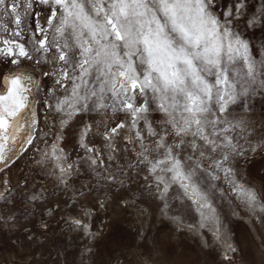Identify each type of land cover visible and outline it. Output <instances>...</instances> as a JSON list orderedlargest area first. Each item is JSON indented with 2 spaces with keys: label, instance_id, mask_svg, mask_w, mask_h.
<instances>
[{
  "label": "snow or ice",
  "instance_id": "6c2138e0",
  "mask_svg": "<svg viewBox=\"0 0 264 264\" xmlns=\"http://www.w3.org/2000/svg\"><path fill=\"white\" fill-rule=\"evenodd\" d=\"M23 3L24 16L31 14L34 3L48 5L47 24L55 35L50 39L37 21L31 53L17 40L0 37L4 45L0 56L9 57L12 65H19V58H25L37 67L53 66V70L39 75L53 79L64 90L57 96V89H50L49 98L55 102L44 101L48 108L62 114L61 127L83 113H123V118L114 126L106 125L102 134L109 152L117 151V137L137 146V159L147 166L157 189L162 187V198L171 184H178L185 195L191 192L198 209L214 211L201 191L197 172L214 181L220 178L216 174L219 171L250 207L264 211L257 192L235 183V171L226 166L234 156H245L241 139L248 144L249 153L264 152V138L255 144L247 139L245 120L228 119L233 106L239 103L246 108L244 98L264 94V56L257 60L249 42L233 26V20L243 14L246 0H230L223 11L217 0ZM20 8L21 0H0V15L13 16L16 37L21 35ZM262 23L264 8L247 20L250 26ZM3 30L8 31L7 27ZM37 33L40 39H35ZM33 54H37L35 60ZM29 85L37 93L41 91L34 74H0V87L4 88L0 92V161L11 150L6 147L9 118L31 102ZM153 111L163 113L164 119L158 124L149 119ZM92 128L85 122L80 129L79 143L87 153H96L85 142ZM237 130L238 135L233 136ZM149 137L156 139L149 143ZM57 150L60 155H56ZM53 156L57 161L67 159L58 145H53ZM106 159L111 161L114 156L109 154ZM89 160L92 165L104 163L98 153ZM72 168V164L59 166L62 175ZM104 178L116 179L111 175ZM73 223L81 225L79 220ZM84 227L87 229V225Z\"/></svg>",
  "mask_w": 264,
  "mask_h": 264
},
{
  "label": "rangeland",
  "instance_id": "374dc122",
  "mask_svg": "<svg viewBox=\"0 0 264 264\" xmlns=\"http://www.w3.org/2000/svg\"><path fill=\"white\" fill-rule=\"evenodd\" d=\"M226 2L230 0H217L220 11ZM23 8L21 0V35H13V16L5 14L0 15V37L23 41L31 53L37 21L50 39L55 33L47 24L48 5L34 3L27 16ZM262 8L264 0H246L243 14L233 20L257 60L264 56V23L250 26L247 20ZM40 38L37 33L35 39ZM19 59L38 73L53 70L52 65L37 67ZM9 61L0 56V74L15 66ZM38 83L39 120L31 143L0 171V264H264V211L250 207L222 173L217 171L220 178L213 181L197 172L214 211L198 209L191 192L185 195L178 184H171L162 198V187L157 189L153 175L137 159V146L117 137V151L109 152L102 134L123 113H83L61 127L62 114L44 101L55 102L50 89L56 88L57 96L64 90L41 75ZM244 99L246 108L233 106L228 119L245 120L247 139L255 144L264 138V94ZM149 119L158 124L164 116L153 111ZM85 122L93 125L85 142L96 149L103 165H92L89 156L96 153L80 146ZM240 143L245 156H234L226 166L235 171V183L253 188L264 203V152L249 153L245 140ZM53 145L63 149L66 160L55 161ZM109 154L114 156L111 161L106 159ZM68 164L73 168L62 175L59 166ZM109 175L116 179L106 180Z\"/></svg>",
  "mask_w": 264,
  "mask_h": 264
},
{
  "label": "bare ground",
  "instance_id": "6f19581e",
  "mask_svg": "<svg viewBox=\"0 0 264 264\" xmlns=\"http://www.w3.org/2000/svg\"><path fill=\"white\" fill-rule=\"evenodd\" d=\"M17 42L24 44L25 48L28 50L27 45L23 41L17 40ZM11 71H21V72L34 74L36 81L39 82L40 80V75L37 71L22 64L15 65L13 68L5 70L3 73H7ZM29 87H31L32 89V94L29 97L31 102L27 105V107L20 110L17 115L9 118V125H8L9 140L7 141L6 147H9L11 150L7 152V158L5 160L0 161V171L9 163H11L17 157V155L26 147V145H28L29 143L28 141L31 140V138H33L32 136L34 134V131L36 130V126L38 125L39 112H38L36 88L33 87L32 85H29ZM2 91H4V88L0 87V92ZM33 113H35L36 116L35 124H32ZM0 135H2V131H0ZM0 143H3V141L0 140ZM56 155H60V152L57 151ZM55 161L57 160L55 159Z\"/></svg>",
  "mask_w": 264,
  "mask_h": 264
}]
</instances>
